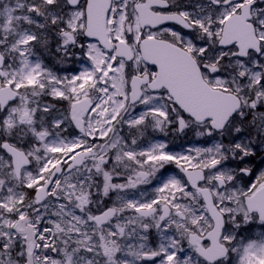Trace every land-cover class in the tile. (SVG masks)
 <instances>
[{
	"label": "snow or ice",
	"instance_id": "6c2138e0",
	"mask_svg": "<svg viewBox=\"0 0 264 264\" xmlns=\"http://www.w3.org/2000/svg\"><path fill=\"white\" fill-rule=\"evenodd\" d=\"M0 264H264V0H0Z\"/></svg>",
	"mask_w": 264,
	"mask_h": 264
}]
</instances>
